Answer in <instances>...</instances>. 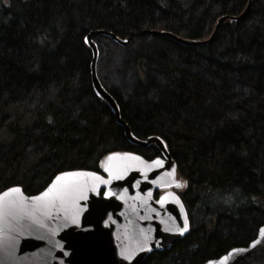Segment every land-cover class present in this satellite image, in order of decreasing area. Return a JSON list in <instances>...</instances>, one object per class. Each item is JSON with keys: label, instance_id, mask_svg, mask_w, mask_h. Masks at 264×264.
I'll return each instance as SVG.
<instances>
[{"label": "trees", "instance_id": "trees-1", "mask_svg": "<svg viewBox=\"0 0 264 264\" xmlns=\"http://www.w3.org/2000/svg\"><path fill=\"white\" fill-rule=\"evenodd\" d=\"M249 2L0 0V128L11 137L0 140V193L37 195L60 173L100 172L112 152L160 156L131 147L93 91L85 39L103 30L132 45L116 80H100L137 138L164 140L190 222L184 240L142 264H204L247 247L264 226V0L203 46L152 32L204 42ZM24 103L35 106L27 126L8 112Z\"/></svg>", "mask_w": 264, "mask_h": 264}, {"label": "water", "instance_id": "water-1", "mask_svg": "<svg viewBox=\"0 0 264 264\" xmlns=\"http://www.w3.org/2000/svg\"><path fill=\"white\" fill-rule=\"evenodd\" d=\"M250 9L251 0L240 17L219 19L212 37L204 42L179 38L166 31L152 33L184 46H203L213 40L224 22L244 20ZM98 36L108 37L125 48L132 42L131 37L122 40L103 30L86 37L85 43L92 53L90 71L94 93L109 107L116 124L124 129L130 146L153 145L162 157L147 160L131 152H113L100 163L102 173L86 170L61 173L35 196L26 195L20 187H13L19 193L8 196L3 194L9 189L3 191L0 193V264H142L153 253L169 251L190 233L186 208L174 192L181 189L177 165L164 140L137 138L122 120L117 101L101 84L97 74L100 53L94 41ZM157 159L162 161V166L153 164ZM65 173L85 175L68 176L57 182L56 178ZM88 173L108 182L102 183ZM53 184L57 187L47 197L42 196ZM81 192L87 199L79 198ZM77 214L79 223L73 224L71 220ZM185 218L188 230L181 235L174 229L182 227ZM262 229L247 247L234 248L210 261L212 264H264Z\"/></svg>", "mask_w": 264, "mask_h": 264}, {"label": "rangeland", "instance_id": "rangeland-1", "mask_svg": "<svg viewBox=\"0 0 264 264\" xmlns=\"http://www.w3.org/2000/svg\"><path fill=\"white\" fill-rule=\"evenodd\" d=\"M115 44L116 43L104 41L102 38L97 42L99 53H101L97 65V74L99 78L101 77L103 79H112V81L116 80L115 70L118 67L117 62H119L122 53H126V49L125 47H121ZM131 45L132 42L129 46ZM34 109L35 106H33L32 104L24 103L17 107L9 108L8 112L12 115L13 120L17 118L21 119V123L24 126H27L33 120L32 113L34 112ZM0 140L5 143L11 141V137L7 134L4 127L0 128Z\"/></svg>", "mask_w": 264, "mask_h": 264}, {"label": "snow or ice", "instance_id": "snow-or-ice-1", "mask_svg": "<svg viewBox=\"0 0 264 264\" xmlns=\"http://www.w3.org/2000/svg\"><path fill=\"white\" fill-rule=\"evenodd\" d=\"M125 155L127 156L128 154H125ZM129 158L130 159H134V160H139L140 159L139 157H129ZM108 159L111 160V159H113V157H109ZM153 164H155L157 166H162V161L157 159V160L153 161ZM106 170L110 171V169H106ZM80 175H85V174L84 173H65L62 176H58L56 178V180H57V182H59V181L65 179V177H68V176H80ZM87 175L94 176V178L96 180H98V181H100L102 183H107L108 182V181H101L100 177L95 176V174H93V173H88ZM176 186L180 187V184L177 183ZM56 187H57V185L53 184L45 193L42 194V196L47 197L53 191V189H55ZM19 191L20 190L18 188H12V189H9L7 192H5L3 195L4 196H8V195H10L12 193H19ZM106 195H110V193H106ZM79 198L80 199H87V196L83 192H81ZM34 199H41V197H35ZM163 199L164 198L161 199V202H163ZM71 222L73 224H78L79 223L78 214L76 216H73ZM174 230L179 232L181 235H183V233L188 230V221H187V219L185 218L184 224H183L182 227H177ZM262 232H264V229H262ZM122 255H124V253H122ZM126 258H130V257H126ZM208 264H212V261H209Z\"/></svg>", "mask_w": 264, "mask_h": 264}, {"label": "flooded vegetation", "instance_id": "flooded-vegetation-1", "mask_svg": "<svg viewBox=\"0 0 264 264\" xmlns=\"http://www.w3.org/2000/svg\"><path fill=\"white\" fill-rule=\"evenodd\" d=\"M148 148V147H147Z\"/></svg>", "mask_w": 264, "mask_h": 264}]
</instances>
